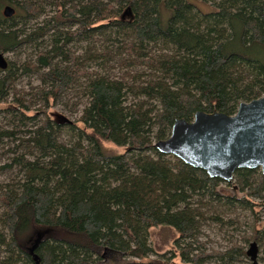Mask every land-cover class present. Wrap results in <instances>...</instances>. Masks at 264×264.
I'll use <instances>...</instances> for the list:
<instances>
[{"label":"trees","instance_id":"16d2710c","mask_svg":"<svg viewBox=\"0 0 264 264\" xmlns=\"http://www.w3.org/2000/svg\"><path fill=\"white\" fill-rule=\"evenodd\" d=\"M197 1L210 10L193 0H0V52L14 54L0 69V264H36L27 248L39 230L38 264H252L251 240L264 263L261 171L236 169L230 185L153 145L177 118L231 115L264 95V0ZM23 75L40 85L17 90ZM58 103L79 112L73 123L50 116ZM236 209L252 213L249 236L208 248L203 225L236 229ZM157 226L176 232L168 256L148 243Z\"/></svg>","mask_w":264,"mask_h":264},{"label":"water","instance_id":"95a60500","mask_svg":"<svg viewBox=\"0 0 264 264\" xmlns=\"http://www.w3.org/2000/svg\"><path fill=\"white\" fill-rule=\"evenodd\" d=\"M14 12L9 5L3 9L5 17ZM7 65L4 53L0 52V69H6ZM53 115L60 123H71L62 114ZM153 145L160 153L177 157L225 182L232 181L234 171L239 168L259 169L264 175V95L241 102L231 115L219 111H196L190 121L177 118L169 135ZM40 238L41 230L27 248L36 264L39 257L34 250ZM258 252L257 243L251 241L245 254L252 264H264L258 260Z\"/></svg>","mask_w":264,"mask_h":264},{"label":"rangeland","instance_id":"374dc122","mask_svg":"<svg viewBox=\"0 0 264 264\" xmlns=\"http://www.w3.org/2000/svg\"><path fill=\"white\" fill-rule=\"evenodd\" d=\"M195 4L200 8L202 11H209L210 7L209 5L205 3H201L200 1L193 0ZM204 9V10H203ZM132 15L128 9L124 10L120 14V18L123 20H129L131 19ZM86 44L82 43L80 45V49L78 52L81 54ZM27 48V47H25ZM26 52H31V49L28 47ZM7 60H12L14 57V54L11 52H3ZM24 55V54H23ZM113 72L117 73L119 72V69H112ZM36 85H40L39 79L36 78L35 75H23L19 77L16 80L15 88L19 91H29L31 89V86L34 87ZM54 113H59L64 115L66 118L71 120V123H73L78 115L79 112L76 114L71 113L68 111V109L63 108V106L58 103L55 106H52L50 108L49 114L51 117H54ZM108 150L112 153H122L124 152L123 147L115 146L112 144L107 145ZM6 159V156L0 157V164L4 163ZM260 171V170H259ZM5 171H0V181L8 177L9 174ZM230 185H234V180L230 181ZM221 190L227 193H234L235 195L242 196L243 193L236 192V189L232 186H228L225 183H222L220 186ZM258 215L261 217V220L264 218V211L261 209L258 211ZM232 217L236 218L237 221V227L236 229H233L232 227H228L225 225H222L220 223H213L208 221L206 224L202 227V235L201 240L206 243V246L208 248H220L225 247L229 245V242L232 240H237L242 235L249 236L250 234V227L252 223V213H250L248 210H241L236 209L234 213H232ZM176 232L171 229V227L168 226H157L150 229L149 237H148V243L152 249L155 250L156 253H164V255H169L168 251L170 249H173L174 247V238H175ZM252 241V240H251ZM248 244L245 245V250L247 249ZM261 251L259 250V253ZM154 257V256H153ZM245 261L251 262L249 258L246 256ZM244 264V263H240Z\"/></svg>","mask_w":264,"mask_h":264}]
</instances>
